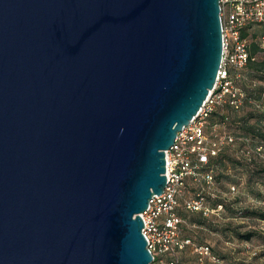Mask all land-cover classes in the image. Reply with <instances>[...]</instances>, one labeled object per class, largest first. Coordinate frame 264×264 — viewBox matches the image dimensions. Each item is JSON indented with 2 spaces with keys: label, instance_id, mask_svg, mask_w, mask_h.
<instances>
[{
  "label": "water",
  "instance_id": "water-1",
  "mask_svg": "<svg viewBox=\"0 0 264 264\" xmlns=\"http://www.w3.org/2000/svg\"><path fill=\"white\" fill-rule=\"evenodd\" d=\"M219 0H0V264H151L141 214L213 89Z\"/></svg>",
  "mask_w": 264,
  "mask_h": 264
},
{
  "label": "built area",
  "instance_id": "built-area-1",
  "mask_svg": "<svg viewBox=\"0 0 264 264\" xmlns=\"http://www.w3.org/2000/svg\"><path fill=\"white\" fill-rule=\"evenodd\" d=\"M219 8L222 58L215 85L196 116L177 132L173 144L166 151V185L161 194L152 196L141 214L142 234L152 254L151 264H180V253L186 247L192 249L200 262L209 258L214 264H222L211 254L208 246L196 245L181 237L183 220L177 208L187 180L202 181L212 186L214 178L207 169L209 158L215 157L225 146H235L233 136L218 132L216 125L209 134L206 125L221 104L225 103L237 111L244 102L245 95L234 83L232 73L243 69L250 59L247 38L242 36L245 31L260 26L262 30L258 39L264 50V0H219ZM236 153L244 160L251 159L247 149L240 148ZM255 153L264 161L262 146L256 147ZM230 190L235 191V187L231 186ZM183 208L205 218H219L224 212L222 203L210 206L201 193L183 200Z\"/></svg>",
  "mask_w": 264,
  "mask_h": 264
},
{
  "label": "rangeland",
  "instance_id": "rangeland-1",
  "mask_svg": "<svg viewBox=\"0 0 264 264\" xmlns=\"http://www.w3.org/2000/svg\"><path fill=\"white\" fill-rule=\"evenodd\" d=\"M261 30L260 26H254L251 30L244 32L249 54L253 55L251 64L246 67L248 71L253 69V74L256 75L250 82V89L258 93L250 94L249 101L243 102L237 111L225 103L221 104L216 109L220 108L218 112L224 114L227 119L223 121L219 113L212 114L206 125V132L209 134L213 132L212 127L216 125L218 132L230 134L235 138L232 152L236 160L240 159L239 154L235 152V148L239 144L243 146L241 148L249 150L250 166L254 171L250 173L240 168V165H236L237 167L233 169V165L229 164V178L236 176V183H228V175L222 176L220 179L214 178L212 186H207L202 181L187 180L179 200L178 210L181 213H186L183 208V200L194 198L197 193L203 194L210 206L223 203V214L219 218H209L211 226L216 230L204 229L200 232L182 218L180 232L183 238L191 236V240L197 245L208 244L214 249L215 256L222 264H264V220L236 215L239 210L241 212L256 210L264 213V161L255 153V148L258 146H262L264 149V118L261 119V116H264V50L260 47L258 39ZM235 116H240V119L245 118V122L253 124L256 129L262 131V136L254 138L251 134L243 132L236 126ZM231 186L235 187V191L230 190ZM235 230L241 233L254 231L255 235L247 241H241L234 236ZM195 235H198L202 240L201 243H197L198 238ZM196 257L197 255L191 248L184 249L180 253V264H214L209 258H204L200 262Z\"/></svg>",
  "mask_w": 264,
  "mask_h": 264
},
{
  "label": "trees",
  "instance_id": "trees-1",
  "mask_svg": "<svg viewBox=\"0 0 264 264\" xmlns=\"http://www.w3.org/2000/svg\"><path fill=\"white\" fill-rule=\"evenodd\" d=\"M244 35L245 34L243 33L242 36H244ZM249 58L250 59H249V61L247 63L248 65H246V66H249L251 64V61L253 60V55L251 53H250V57ZM246 70H247V67H244V69H241V70H238V71H240V72L244 71L245 72ZM246 72H247V76H249V80L250 81L252 80V78H254L256 76L255 74H253V69H250L249 71L247 70ZM260 87L262 89V86H260ZM250 88L248 89L249 94H245L244 102L245 101H249V99H250L249 95L250 94H256V92H257V91L253 92V90H251ZM219 109L220 108L216 109L212 114L215 115L216 113H219L221 119L223 121H225L227 119V117L224 116V114H222L221 112H218ZM262 118H264V116H261V119ZM244 120H245V118L242 117L240 119V116H235L234 117V121H235L236 126L238 128H241L243 132L251 134L254 138H256L258 136H262L261 135L262 131L260 132L258 129L255 128V126L253 124H248ZM241 135H243V134H241ZM241 137L246 139V137H244V136H241ZM241 147H243V146L239 144V146L235 148V152H237V150L239 148H241ZM233 150H234V146L233 147L225 146V147H223L220 150V152L215 157L209 158V162L207 164V169L211 171V173L213 175V178H219L220 179L222 176L226 177L228 175V183L229 182L236 183L237 182L236 176L233 177V178H229L230 174H228V172L230 171L229 169H230V165L231 164L233 165V166L231 165L233 169H235L237 167L236 165H240V168H242L244 170H247L250 173H252L254 171L251 168V166H250L251 165V162H250L251 159L249 161L248 160H244L242 158L236 160V158L234 157V153L232 152ZM249 180H250V177H249ZM222 205H223V203H222ZM223 207H224V205H223ZM178 208H179V206H178ZM178 208H177L178 215L181 218H183L184 220H186L187 223L190 226H195L198 229V231L201 232V230H204V229L216 230V228H213L211 226V222H210L209 218H205L199 213H191V212H188V211H185L186 213H181V212H179ZM236 215H244L246 217L251 216V217H253L254 219H257V220H264V213L262 211L251 210V211L241 212L239 210V211L236 212ZM253 235H255L254 231L253 232L249 231V232L241 233V232H238V231L235 230V232H234V236L237 239L241 240V241H247L251 237H253ZM195 236L198 238L197 239L198 240L197 243H201L202 240L198 237V235H195ZM191 238H192L191 236L188 237V239H190V240H191ZM205 246H208V244H205ZM208 248L210 249V252L212 251L211 254L213 256H215L214 249H212L210 246H208ZM196 258H198V256Z\"/></svg>",
  "mask_w": 264,
  "mask_h": 264
},
{
  "label": "crops",
  "instance_id": "crops-1",
  "mask_svg": "<svg viewBox=\"0 0 264 264\" xmlns=\"http://www.w3.org/2000/svg\"><path fill=\"white\" fill-rule=\"evenodd\" d=\"M246 71L245 72L244 71L243 72L237 71L235 73H232L234 83L236 84V86H238L244 92L243 94H249L248 89L250 88V82H251L249 80V76H247ZM187 248H190V247H186L184 249H187Z\"/></svg>",
  "mask_w": 264,
  "mask_h": 264
}]
</instances>
